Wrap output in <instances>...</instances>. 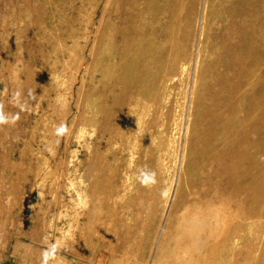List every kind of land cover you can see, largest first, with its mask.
<instances>
[{
    "label": "rangeland",
    "instance_id": "374dc122",
    "mask_svg": "<svg viewBox=\"0 0 264 264\" xmlns=\"http://www.w3.org/2000/svg\"><path fill=\"white\" fill-rule=\"evenodd\" d=\"M0 105V264H264V0H0Z\"/></svg>",
    "mask_w": 264,
    "mask_h": 264
},
{
    "label": "clouds",
    "instance_id": "9594fccd",
    "mask_svg": "<svg viewBox=\"0 0 264 264\" xmlns=\"http://www.w3.org/2000/svg\"><path fill=\"white\" fill-rule=\"evenodd\" d=\"M20 95H21L20 92L18 91L15 92L13 94V99L18 102ZM29 95L31 96L33 95V93L30 91ZM21 108L22 110H24L23 105H21ZM18 119H19V113H16V114L5 113L3 110V105H0V126L15 125ZM67 131H68L67 125L61 122L54 129V135L62 136L66 134ZM136 179L142 186H145V187H150L157 183L156 172L153 170L143 168V167L138 169ZM161 195L167 196L168 193L166 190H162ZM60 247L61 246L58 243L47 244L41 253L40 264H50L51 261H54L56 259L58 251L60 250Z\"/></svg>",
    "mask_w": 264,
    "mask_h": 264
}]
</instances>
